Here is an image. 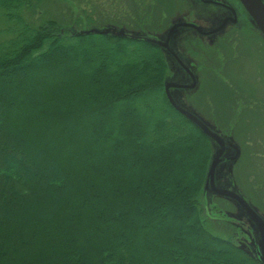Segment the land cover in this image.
<instances>
[{"label": "trees", "instance_id": "1", "mask_svg": "<svg viewBox=\"0 0 264 264\" xmlns=\"http://www.w3.org/2000/svg\"><path fill=\"white\" fill-rule=\"evenodd\" d=\"M159 1L0 0V264H259L205 213L211 144L161 50L71 32L150 27Z\"/></svg>", "mask_w": 264, "mask_h": 264}, {"label": "flooded vegetation", "instance_id": "2", "mask_svg": "<svg viewBox=\"0 0 264 264\" xmlns=\"http://www.w3.org/2000/svg\"><path fill=\"white\" fill-rule=\"evenodd\" d=\"M163 1L166 0H160L156 4L157 9L155 8L156 13L151 17L153 19L151 26L135 29L141 30L151 37H158L172 27L177 20L184 22V28L177 37V47L186 60L187 69H182V76L176 78L175 83H188L190 79L188 70L190 68L197 73L200 87L203 82L211 81L214 78L226 83L230 81L233 83V89H235L233 98H241L242 101L243 98H251L252 96L249 94L239 95L241 92L229 77V68L234 70V74L238 72L235 57H239L242 46L260 47L262 42L264 44V0H170L169 2L166 1V3H170V8L167 9L165 5H162ZM161 10H163L162 13ZM156 47L161 50L160 47ZM231 54L233 55L231 56ZM231 60H234L233 65L230 63ZM166 62L169 70L166 77H168L175 73L177 65L175 62L167 60ZM180 89L184 97L190 98V100L199 91V89L196 91ZM216 122L214 121L221 133L234 136V125L225 126L223 129L220 127L219 121L216 120ZM239 162L240 159L234 167V172ZM242 192L248 201L257 206L253 202V197H249L244 191ZM214 202L215 200L211 204L207 203L208 208H206L210 210ZM258 209L261 210L259 207ZM227 211H225L226 215ZM231 211H236L235 207ZM262 212L264 213V211ZM229 219L213 220L232 226L233 240L237 246L239 247L242 243L245 246V251L250 252V256L261 264L259 260L261 250L257 241L251 236V232L243 230L231 217Z\"/></svg>", "mask_w": 264, "mask_h": 264}, {"label": "rangeland", "instance_id": "3", "mask_svg": "<svg viewBox=\"0 0 264 264\" xmlns=\"http://www.w3.org/2000/svg\"><path fill=\"white\" fill-rule=\"evenodd\" d=\"M166 1L169 2L170 0ZM166 1H163L162 5H165L167 9L170 8V3H166ZM33 17L38 20V14L33 15ZM15 27L16 22L8 18L3 9L0 8V30H2L0 46L12 36L11 32ZM235 60L238 72L234 74V70L229 68L230 75H228L241 92L239 95L249 94L252 96L251 98H243V101L241 98H233L235 94L233 83L218 81L214 78L211 81L203 82L194 98H191V102L213 123L214 121L217 123L216 120H218L223 129L225 126H235L234 137L242 148L240 162L235 168L236 180L241 190L249 197H253V202L264 211L263 42L260 47L242 46L240 55L238 58L235 57ZM101 61L99 60L97 63ZM230 63L233 65L234 60H231ZM82 70L84 72L90 71L85 67ZM205 205L207 207L206 201ZM207 208L205 209L206 215L217 220H230L225 211L233 209L229 202L219 198L215 199L210 210Z\"/></svg>", "mask_w": 264, "mask_h": 264}, {"label": "water", "instance_id": "4", "mask_svg": "<svg viewBox=\"0 0 264 264\" xmlns=\"http://www.w3.org/2000/svg\"><path fill=\"white\" fill-rule=\"evenodd\" d=\"M184 28V22L177 20L175 24L160 34L151 37L141 30L129 29L113 23L103 26H88L81 29L71 28L73 35L82 36L88 34L112 35L137 41H146L161 48L165 59L175 62V73L165 78L164 90L171 105L188 121L195 125L210 141L211 156L209 159L203 194L208 204L217 198L230 202L236 211H227V215L235 220V223L243 230L251 232V236L257 241L261 250L260 263L264 264V213L253 203L248 201L243 194L235 177L234 167L238 163L242 149L233 135L221 133L216 124L202 114L191 102L185 98L180 88L196 91L200 87L199 77L194 70L189 68L190 79L188 83L176 84L174 80L181 78L182 69H187L186 60L177 47V37ZM239 248L245 251L241 243ZM249 255L250 252L245 251Z\"/></svg>", "mask_w": 264, "mask_h": 264}]
</instances>
